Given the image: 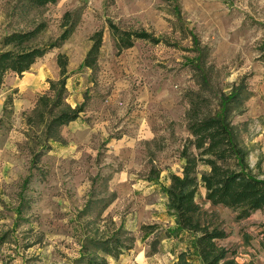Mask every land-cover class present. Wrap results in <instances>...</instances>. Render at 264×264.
Masks as SVG:
<instances>
[{
	"label": "rangeland",
	"instance_id": "374dc122",
	"mask_svg": "<svg viewBox=\"0 0 264 264\" xmlns=\"http://www.w3.org/2000/svg\"><path fill=\"white\" fill-rule=\"evenodd\" d=\"M67 11L78 25L40 67L51 77L57 55L69 57L67 101L85 103V110L77 125L62 128L67 143H54L33 163L26 118L48 89L30 95L35 103L23 108L11 85L17 75L9 72L0 84V264H73L87 238L119 228L134 238V248L109 264H179L181 254L187 264H202L193 237L178 228L164 187L171 173L182 171L188 94L208 97L215 108L218 96L241 80L253 95L233 125L255 174L264 178V0H58L43 8L0 0V40L41 22L47 29L39 42L55 40ZM108 20L163 42L138 40L118 54ZM98 29L104 42L92 72L82 62ZM190 32L204 48L200 70L207 84L191 63L202 53ZM196 201L227 231L220 243L236 252L238 264H264L262 211L239 219V210L212 205L203 186ZM146 224L157 226L154 233L145 235Z\"/></svg>",
	"mask_w": 264,
	"mask_h": 264
},
{
	"label": "trees",
	"instance_id": "16d2710c",
	"mask_svg": "<svg viewBox=\"0 0 264 264\" xmlns=\"http://www.w3.org/2000/svg\"><path fill=\"white\" fill-rule=\"evenodd\" d=\"M58 0H29L34 7L43 8ZM174 15L181 21V8L174 6ZM78 18L71 11L65 12L62 32L48 43H40L41 34L47 24L41 22L28 30H14L0 40V84L9 72L21 76L49 51L60 48L74 33ZM114 47L118 54L132 48L138 40L153 44L163 42L145 29H123L113 21H107ZM194 47L199 40L190 32ZM91 46L82 62V68L92 72L98 70L99 57L104 42V29L96 30L90 37ZM196 51L202 53L204 48ZM204 54L191 61L200 73V82L207 84L208 74L201 71ZM59 77L48 79L49 89L38 96L36 105L27 116V140L33 143L35 152L32 162L52 148L54 143L66 144L62 128L76 121L85 110V103L73 107L67 101V83L70 77L69 57L59 53L56 58ZM253 93L245 80L234 85L229 93L218 96L215 108H211L208 97L197 92L188 94L189 108L186 111L188 138L180 157L183 160L181 174L171 173L170 183L164 187L168 207L173 212L178 228L191 234L193 247L202 264H238L236 252L220 243L228 237L227 231L209 219V214L196 201L200 186L206 190V199L212 205H222L239 210L238 218L246 219L260 210L264 213V178L255 174L250 165L249 151L241 142L233 125V118L246 109ZM13 106V99H7ZM156 225H143L145 235L154 233ZM264 234V223L261 224ZM134 248V238L119 228L110 236L89 237L82 245L80 255L73 264H109V258L118 259ZM179 264H187L181 254Z\"/></svg>",
	"mask_w": 264,
	"mask_h": 264
},
{
	"label": "crops",
	"instance_id": "0c3cea01",
	"mask_svg": "<svg viewBox=\"0 0 264 264\" xmlns=\"http://www.w3.org/2000/svg\"><path fill=\"white\" fill-rule=\"evenodd\" d=\"M44 57L38 59L33 64L31 69L29 71L25 72L21 76L17 75L14 72H10L11 74L17 75V78H15L11 82V85H12L13 88L17 89L19 94H20V96H22L24 98L23 102H21V106L23 108H28L31 105H33V103H35L34 101H32V102L29 101L28 98H29L30 95L31 96L32 95L36 96L39 93L41 94L43 90L49 89V84H48V81H47L48 79H57L59 77L60 69H59V66L57 64V61H55V64L53 65V69H52V75H51V77L47 78V74H48L47 71L48 70H45L44 68H42V69L40 68L42 66L44 67V60H43ZM57 72H58V75H57ZM67 88H68V83H67ZM73 107H75V106H73ZM79 119L69 123L68 126L69 127L70 126L73 127L74 124L77 125Z\"/></svg>",
	"mask_w": 264,
	"mask_h": 264
}]
</instances>
